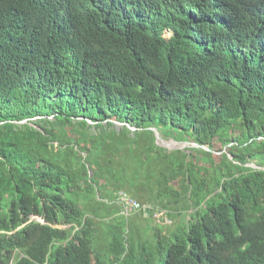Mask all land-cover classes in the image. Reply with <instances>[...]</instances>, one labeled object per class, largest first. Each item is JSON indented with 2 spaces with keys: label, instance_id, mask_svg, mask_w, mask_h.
I'll use <instances>...</instances> for the list:
<instances>
[{
  "label": "trees",
  "instance_id": "16d2710c",
  "mask_svg": "<svg viewBox=\"0 0 264 264\" xmlns=\"http://www.w3.org/2000/svg\"><path fill=\"white\" fill-rule=\"evenodd\" d=\"M262 165L264 0H0V264H264Z\"/></svg>",
  "mask_w": 264,
  "mask_h": 264
},
{
  "label": "rangeland",
  "instance_id": "374dc122",
  "mask_svg": "<svg viewBox=\"0 0 264 264\" xmlns=\"http://www.w3.org/2000/svg\"><path fill=\"white\" fill-rule=\"evenodd\" d=\"M115 125L118 126V125H121V124H117L116 123ZM117 128H119V126ZM156 137H158L156 142L160 146H164L167 150L185 149V148H189V147H192V146L196 147V145H194V143H189V142H184V141L177 142V140H179V137L176 136V135H169L168 137H164L162 134L157 133ZM216 146H217V148L214 149L213 154L217 157L216 161H218L219 160L218 157L221 156L222 153L225 152L226 154H228V150H227L228 149V145H224V144H221L220 142H217ZM247 165H254V163L250 162ZM259 167L263 168L264 165L259 166ZM208 170H210V169H208ZM120 196H122V195H120ZM124 196H127V195H124ZM129 198H131V197H129ZM157 209L158 210H155L154 212L150 213V218L149 219L146 218V217H145V219L150 220L154 224H166V223L168 224V223H170L169 217H165V215H164L166 212L164 210L162 211L160 208H157ZM136 213L141 214L140 211H137V210L132 211L127 216L119 214V212H118V214L123 216V217L132 216L133 214H136ZM32 219H35V218H32Z\"/></svg>",
  "mask_w": 264,
  "mask_h": 264
},
{
  "label": "bare ground",
  "instance_id": "6f19581e",
  "mask_svg": "<svg viewBox=\"0 0 264 264\" xmlns=\"http://www.w3.org/2000/svg\"><path fill=\"white\" fill-rule=\"evenodd\" d=\"M117 124H120V123H117ZM152 130L154 131V133L157 134L156 130L154 128H152ZM155 134V136H156ZM156 139H158L156 137ZM164 147V146H163ZM123 195L119 197L118 201H119V205H120V210H119V214H122V215H129L132 211L134 210H137V211H140V213L142 214L143 217H146V218H150V213L151 212H154L155 210H158L157 208H155L152 204L150 203H143V202H140L138 200H135V199H132V198H129L127 196H125L126 200H123L122 199ZM128 201H132V202H135L138 204V208H135L132 206V203L128 202ZM127 211V214L124 213V211ZM165 215V214H164ZM165 217H167L165 215Z\"/></svg>",
  "mask_w": 264,
  "mask_h": 264
},
{
  "label": "built area",
  "instance_id": "2783aa9c",
  "mask_svg": "<svg viewBox=\"0 0 264 264\" xmlns=\"http://www.w3.org/2000/svg\"><path fill=\"white\" fill-rule=\"evenodd\" d=\"M122 199H123V200H126V198H125L124 195H123ZM128 202L132 203V206L135 207V208H138V207H139L138 204L135 203V202H132V201H128ZM124 213L127 214V211L125 210Z\"/></svg>",
  "mask_w": 264,
  "mask_h": 264
},
{
  "label": "water",
  "instance_id": "95a60500",
  "mask_svg": "<svg viewBox=\"0 0 264 264\" xmlns=\"http://www.w3.org/2000/svg\"><path fill=\"white\" fill-rule=\"evenodd\" d=\"M156 134V133H155ZM158 138V137H157Z\"/></svg>",
  "mask_w": 264,
  "mask_h": 264
},
{
  "label": "clouds",
  "instance_id": "9594fccd",
  "mask_svg": "<svg viewBox=\"0 0 264 264\" xmlns=\"http://www.w3.org/2000/svg\"><path fill=\"white\" fill-rule=\"evenodd\" d=\"M11 264V263H10Z\"/></svg>",
  "mask_w": 264,
  "mask_h": 264
}]
</instances>
